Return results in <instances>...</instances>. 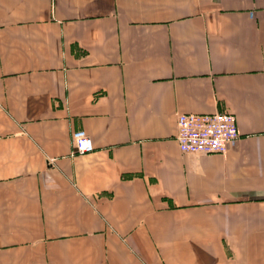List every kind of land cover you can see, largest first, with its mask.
<instances>
[{
  "label": "crops",
  "instance_id": "obj_1",
  "mask_svg": "<svg viewBox=\"0 0 264 264\" xmlns=\"http://www.w3.org/2000/svg\"><path fill=\"white\" fill-rule=\"evenodd\" d=\"M0 264H264V0H0Z\"/></svg>",
  "mask_w": 264,
  "mask_h": 264
},
{
  "label": "built area",
  "instance_id": "obj_2",
  "mask_svg": "<svg viewBox=\"0 0 264 264\" xmlns=\"http://www.w3.org/2000/svg\"><path fill=\"white\" fill-rule=\"evenodd\" d=\"M177 141L180 150L190 153H225L228 143L238 137L236 117L233 112L177 113ZM74 153L94 149L91 137L82 129L72 132Z\"/></svg>",
  "mask_w": 264,
  "mask_h": 264
},
{
  "label": "rangeland",
  "instance_id": "obj_3",
  "mask_svg": "<svg viewBox=\"0 0 264 264\" xmlns=\"http://www.w3.org/2000/svg\"><path fill=\"white\" fill-rule=\"evenodd\" d=\"M221 112V111H220ZM181 113H185V112H181ZM186 113H192V112H186ZM216 113V112H215ZM177 123V122H176ZM177 131H178V128H177ZM239 132V131H238ZM176 135H177V133H176ZM238 135H239V133H238ZM177 139V138H176ZM179 146V145H178ZM179 149H180V147H179ZM205 154V153H204Z\"/></svg>",
  "mask_w": 264,
  "mask_h": 264
}]
</instances>
